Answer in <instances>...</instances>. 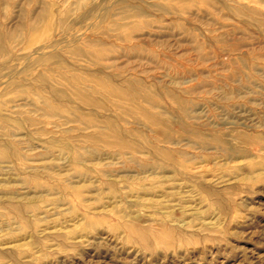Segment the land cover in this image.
Wrapping results in <instances>:
<instances>
[{
  "label": "rangeland",
  "instance_id": "374dc122",
  "mask_svg": "<svg viewBox=\"0 0 264 264\" xmlns=\"http://www.w3.org/2000/svg\"><path fill=\"white\" fill-rule=\"evenodd\" d=\"M0 264H264V0H0Z\"/></svg>",
  "mask_w": 264,
  "mask_h": 264
}]
</instances>
